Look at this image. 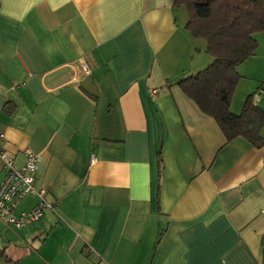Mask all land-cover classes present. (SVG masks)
Here are the masks:
<instances>
[{
    "label": "crops",
    "instance_id": "crops-1",
    "mask_svg": "<svg viewBox=\"0 0 264 264\" xmlns=\"http://www.w3.org/2000/svg\"><path fill=\"white\" fill-rule=\"evenodd\" d=\"M187 20L170 0H0L1 144L38 156L54 204L0 222V264H264V143L226 141L176 84L212 61Z\"/></svg>",
    "mask_w": 264,
    "mask_h": 264
},
{
    "label": "trees",
    "instance_id": "trees-1",
    "mask_svg": "<svg viewBox=\"0 0 264 264\" xmlns=\"http://www.w3.org/2000/svg\"><path fill=\"white\" fill-rule=\"evenodd\" d=\"M170 1L174 7L185 8L187 30L205 41V52L212 58L206 67L176 84L202 114L216 122L226 141L243 136L254 145L263 144L264 110L253 103V94L245 98L239 113H233L230 105L240 77L237 66L254 53V33L264 30V0Z\"/></svg>",
    "mask_w": 264,
    "mask_h": 264
},
{
    "label": "built area",
    "instance_id": "built-area-1",
    "mask_svg": "<svg viewBox=\"0 0 264 264\" xmlns=\"http://www.w3.org/2000/svg\"><path fill=\"white\" fill-rule=\"evenodd\" d=\"M153 92L155 93V90ZM3 138L4 135L0 132V163L4 170L0 181V222L21 229L26 224L38 220L44 209H53L54 204L46 201L44 189L35 187L38 156L31 149L26 148L23 150L24 163L16 166L13 157L3 149L1 144ZM27 194H35L39 198L38 202L29 211L16 214L18 203Z\"/></svg>",
    "mask_w": 264,
    "mask_h": 264
},
{
    "label": "rangeland",
    "instance_id": "rangeland-1",
    "mask_svg": "<svg viewBox=\"0 0 264 264\" xmlns=\"http://www.w3.org/2000/svg\"><path fill=\"white\" fill-rule=\"evenodd\" d=\"M256 40V49L254 53L249 56L245 61L237 66V71L240 75L237 85L234 89V102L239 101V98H243V94L246 91H254L256 96H261L259 91H264V30L254 33ZM193 46H197L196 43H205L202 39L194 38ZM202 56L209 57L204 50H202ZM211 60V58L209 57ZM206 65H196L193 68L198 71L204 68Z\"/></svg>",
    "mask_w": 264,
    "mask_h": 264
}]
</instances>
